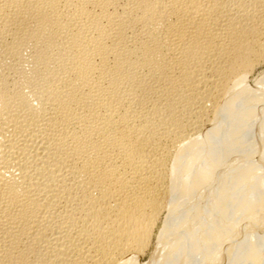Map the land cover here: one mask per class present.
I'll return each instance as SVG.
<instances>
[{
  "label": "bare ground",
  "instance_id": "1",
  "mask_svg": "<svg viewBox=\"0 0 264 264\" xmlns=\"http://www.w3.org/2000/svg\"><path fill=\"white\" fill-rule=\"evenodd\" d=\"M0 264H264V0H0Z\"/></svg>",
  "mask_w": 264,
  "mask_h": 264
}]
</instances>
